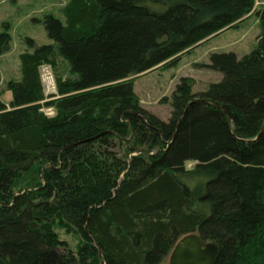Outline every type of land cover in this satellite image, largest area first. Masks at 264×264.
<instances>
[{
	"label": "trees",
	"instance_id": "trees-1",
	"mask_svg": "<svg viewBox=\"0 0 264 264\" xmlns=\"http://www.w3.org/2000/svg\"><path fill=\"white\" fill-rule=\"evenodd\" d=\"M255 4L69 0L64 21L45 16L53 42L20 54L10 106L0 98V264H163L189 232L219 244L216 264H264V1ZM253 13L254 48L207 63L220 80L195 92L182 76L168 120L142 105L135 75ZM10 41L0 31V53ZM45 64L56 69L52 99ZM57 226L79 234L75 249Z\"/></svg>",
	"mask_w": 264,
	"mask_h": 264
},
{
	"label": "rangeland",
	"instance_id": "rangeland-1",
	"mask_svg": "<svg viewBox=\"0 0 264 264\" xmlns=\"http://www.w3.org/2000/svg\"><path fill=\"white\" fill-rule=\"evenodd\" d=\"M68 1L0 0V31L8 29L11 34L10 47L0 53V98L8 106L13 98L10 82L21 77L20 54L26 50H34L41 44L53 42L44 22L45 16L52 13L64 21L63 8ZM263 1L256 0L255 7L258 8ZM260 31L259 18L253 13L239 25L228 27L201 44L185 50L176 64H159L151 70L135 75L134 88L142 105L168 120L172 113V94L182 76L194 77L195 92L207 88L210 82L223 77L221 71L207 66V63L211 62L212 53L235 51L238 56H242L254 48ZM41 72L47 99H52L54 96L51 94L56 92V69L50 64H45ZM42 110L48 115L56 113V107L51 104H43ZM193 163L189 162L187 165L192 166ZM198 179L200 178H193L192 184ZM56 229L60 237L75 249L80 241L79 234L74 230L68 231L63 226H57ZM169 256L163 264H169Z\"/></svg>",
	"mask_w": 264,
	"mask_h": 264
},
{
	"label": "water",
	"instance_id": "water-1",
	"mask_svg": "<svg viewBox=\"0 0 264 264\" xmlns=\"http://www.w3.org/2000/svg\"><path fill=\"white\" fill-rule=\"evenodd\" d=\"M219 254L220 246L216 241H207L200 233L189 232L177 240L169 264H216Z\"/></svg>",
	"mask_w": 264,
	"mask_h": 264
}]
</instances>
